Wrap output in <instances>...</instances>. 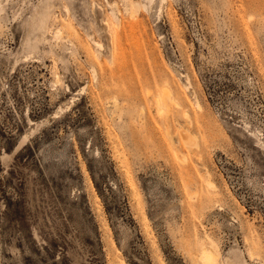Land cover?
<instances>
[{"label": "rangeland", "instance_id": "rangeland-1", "mask_svg": "<svg viewBox=\"0 0 264 264\" xmlns=\"http://www.w3.org/2000/svg\"><path fill=\"white\" fill-rule=\"evenodd\" d=\"M0 264H264V0H0Z\"/></svg>", "mask_w": 264, "mask_h": 264}, {"label": "bare ground", "instance_id": "bare-ground-1", "mask_svg": "<svg viewBox=\"0 0 264 264\" xmlns=\"http://www.w3.org/2000/svg\"><path fill=\"white\" fill-rule=\"evenodd\" d=\"M188 135H189V134H188ZM186 137H187V136H186ZM206 257H207V259H211V257H212V256H210V255H207Z\"/></svg>", "mask_w": 264, "mask_h": 264}]
</instances>
